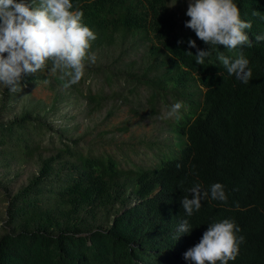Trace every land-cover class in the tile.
<instances>
[{"label":"trees","instance_id":"16d2710c","mask_svg":"<svg viewBox=\"0 0 264 264\" xmlns=\"http://www.w3.org/2000/svg\"><path fill=\"white\" fill-rule=\"evenodd\" d=\"M234 2L241 19L252 22L246 30L252 46H214L198 65L188 40L202 50L209 46L185 27L190 17L181 0H72L96 35L88 50L95 62L86 57L81 80L65 88L67 78L49 60L35 74H23L17 92L5 87L0 96L2 153L37 166L17 191L5 190L0 264H193L184 253L223 219L234 220L243 237L228 264H264V41L255 40L264 34V20L252 15H264V0ZM241 51L252 69L248 84L218 60ZM40 82L53 91L51 103L32 101L10 117L21 88ZM73 96L84 100L90 117L106 109L104 122L125 107L160 122L157 141L139 137L155 162L147 151L127 149L142 155L129 166L117 150L102 146L106 133L128 131L129 123L97 127L93 139L66 137L64 127L44 145L45 134L55 130L46 118ZM177 102L179 118L168 117ZM213 183L224 186L226 202L211 198ZM195 185L209 195L188 216L180 201L192 198ZM184 220L190 232L182 234Z\"/></svg>","mask_w":264,"mask_h":264},{"label":"clouds","instance_id":"9594fccd","mask_svg":"<svg viewBox=\"0 0 264 264\" xmlns=\"http://www.w3.org/2000/svg\"><path fill=\"white\" fill-rule=\"evenodd\" d=\"M72 0H0V83L15 93L21 87L23 74H35L52 62V71L59 70L64 87L77 84L85 72V60L95 62V55L88 54L90 42L96 35L82 23L83 11L73 10ZM186 15L190 17L185 27L192 29L196 37L209 47L198 48L196 41L188 40L189 48H196L195 62L203 65L212 54L214 46H224L229 51L238 46H252L246 30L252 28V22L241 19L240 10L234 0H188ZM254 17L264 20V15L252 11ZM256 42L264 41V34L255 36ZM178 44L183 41H177ZM193 56L191 51L186 52ZM7 54V55H5ZM227 73L248 84L252 77L249 60L241 51L235 58L218 55ZM205 92L207 88L201 86ZM182 103L177 102L168 111V117L179 118ZM179 168L180 165L178 164ZM192 198L185 195L180 203L188 216L199 211L202 201L209 195L201 191L200 185L189 190ZM213 200L227 201L224 186L221 183L210 185ZM179 233H189L187 220L178 227ZM239 226L232 219H223L208 225L200 242L184 253V259L193 264H228L234 260L243 242Z\"/></svg>","mask_w":264,"mask_h":264},{"label":"rangeland","instance_id":"374dc122","mask_svg":"<svg viewBox=\"0 0 264 264\" xmlns=\"http://www.w3.org/2000/svg\"><path fill=\"white\" fill-rule=\"evenodd\" d=\"M181 4L184 6L182 10L188 8V0H181ZM5 87V85L0 83V96L2 95L1 93ZM28 88H26V86L21 88L20 94H22V96H19L18 99L14 100L15 103L13 105H10L9 110H12L10 117H13L15 113L21 112L23 106L30 104L32 101L43 100L46 104L51 103L53 91L49 90L47 84L40 82L34 84L30 89ZM84 106V100L76 96L70 97L69 100L62 102L60 111H58L56 115H51L46 118L48 123H50L55 130H48L45 134V139H43L45 143L44 145H46L47 142H50L51 133L56 130L59 131L64 127V135L66 137L73 138L76 135H83L86 139H93L98 129L97 127L101 130H105L113 129V126L119 124L129 123L131 126L128 131L119 132L113 129L116 132L106 133L105 136L108 140L102 146L109 152L117 150L119 156H121L122 160L125 163H128L129 166H131L134 162L140 161L142 159V155L137 154L134 150L127 149L137 148L138 150L147 151L148 155L153 159L152 162H155L152 155L153 149L145 148L144 142L140 144L139 137H142L145 141H157L159 137L157 138L156 134L161 133L160 122L155 123L146 116L141 117L139 115H134L128 107H125L123 110H118L117 108L115 117L104 122L106 109L103 110L102 113H96L90 117V115L83 113ZM71 128H73V130H71ZM121 143L123 147L120 146L121 149H117ZM130 144H135V146L133 147ZM36 170L37 166L33 161L19 162L10 157L7 153H2V150L0 149V210L2 211V215L3 211L6 210L7 205L5 190L11 189L12 191H17L22 184H25L28 181V178L31 177ZM3 223L4 220L0 222V226ZM1 231L2 230H0V232Z\"/></svg>","mask_w":264,"mask_h":264}]
</instances>
